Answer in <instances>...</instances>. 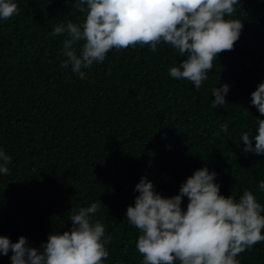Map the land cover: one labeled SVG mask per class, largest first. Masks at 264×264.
Masks as SVG:
<instances>
[{
	"label": "trees",
	"instance_id": "1",
	"mask_svg": "<svg viewBox=\"0 0 264 264\" xmlns=\"http://www.w3.org/2000/svg\"><path fill=\"white\" fill-rule=\"evenodd\" d=\"M15 2L19 14L0 19V149L12 157L0 173V235L39 248L50 232L71 227L73 210L101 201L94 219L111 236L104 264H142L139 230L126 218L135 185L144 176L170 197L201 167L216 173L222 195L238 200L249 190L264 207V154L243 152L240 140L264 119L251 104L264 81V0H239L231 17L243 24L239 39L199 90L169 75L186 57L163 43L156 52L112 49L81 80L60 67L65 35L50 33L84 14L65 0ZM225 83L227 103L213 109L212 89ZM223 123L228 132L214 135ZM10 256L0 254V264ZM237 260L264 264V241Z\"/></svg>",
	"mask_w": 264,
	"mask_h": 264
},
{
	"label": "clouds",
	"instance_id": "2",
	"mask_svg": "<svg viewBox=\"0 0 264 264\" xmlns=\"http://www.w3.org/2000/svg\"><path fill=\"white\" fill-rule=\"evenodd\" d=\"M65 2L84 14V19L57 24L50 35H65L61 53L65 59L60 67L70 66L81 80L86 78L84 70L103 62L112 49L148 45L156 52L163 43L186 57L180 66L170 67L169 75L190 81L199 90L217 57L234 49L243 28L241 20L231 18L239 0ZM19 12L15 0H0V19L9 20ZM228 91L226 83L212 89L213 109L227 103ZM251 104L264 116V81L251 92ZM256 123L255 132L241 134L242 151L264 154V119L258 118ZM220 132H228L227 123L214 135ZM11 162L12 157L0 149V173L8 174ZM215 177L207 167L196 169L170 197L155 191L146 177L140 178L126 218L139 230L136 248L142 264H239L240 253L264 241V207L256 196L249 190L238 200L224 196ZM259 188L264 190V181L259 182ZM183 197H187L186 208L181 207ZM101 203L73 210L71 227L50 232L39 248L29 246L23 235L15 242L0 235V254L11 252V264H104L111 236L105 238L104 224L94 219Z\"/></svg>",
	"mask_w": 264,
	"mask_h": 264
}]
</instances>
